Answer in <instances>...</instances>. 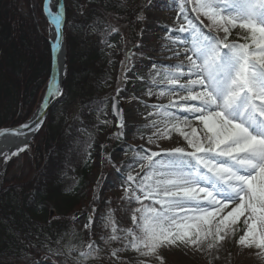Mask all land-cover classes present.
Here are the masks:
<instances>
[{
    "label": "snow or ice",
    "instance_id": "1",
    "mask_svg": "<svg viewBox=\"0 0 264 264\" xmlns=\"http://www.w3.org/2000/svg\"><path fill=\"white\" fill-rule=\"evenodd\" d=\"M174 6L178 11L171 27L166 26L165 58L178 62L153 61L147 76L135 77L145 84L143 95L156 99L147 103L132 97L146 109L140 138L147 146L134 147V155L122 162L104 158L118 175L122 195L119 206L113 208L109 201L100 217L99 242L93 238L98 212L93 207L82 225L86 242L65 245L58 233L53 250L50 237L42 242L36 237L37 244L27 242L14 259L0 264H49L53 257V264H162L163 250L175 247L213 256L228 240L264 256V0H175ZM35 7L47 26L53 74L33 116L0 132L20 141L15 150L0 154L5 165L30 149L50 101L65 94V5L38 0ZM144 11L137 14L138 22L147 19ZM35 23L41 26L39 20ZM134 48L143 55L141 43ZM136 55L125 52L120 62L124 73L136 71L138 66H129ZM127 80L125 75L117 82L111 98L115 138L124 135L126 126L121 101L128 99L122 94L127 89L120 85ZM165 97L167 103L160 102ZM120 210L128 218L126 226L116 219ZM60 219L50 216L49 223ZM79 220L73 215L74 223ZM32 250L48 255L37 260ZM129 252L133 255H122Z\"/></svg>",
    "mask_w": 264,
    "mask_h": 264
},
{
    "label": "trees",
    "instance_id": "2",
    "mask_svg": "<svg viewBox=\"0 0 264 264\" xmlns=\"http://www.w3.org/2000/svg\"><path fill=\"white\" fill-rule=\"evenodd\" d=\"M145 1V0H141ZM91 8L84 13L81 25H69L82 43L85 26L103 32L104 17L112 14L127 16L129 7L123 0H86ZM38 1L0 0V128L20 124L30 117L47 83L50 70V49L45 39L46 25L36 10ZM138 6V5H137ZM88 18V21L85 20ZM68 25L69 17H66ZM39 20L41 26L35 23ZM64 25V28H65ZM65 35L66 69L64 96L49 109L41 130L30 141L29 156L19 164L17 174L4 178L0 185V261L14 259L17 249L27 242L37 244L50 237L52 247L60 237L80 245L85 242L80 232L70 228L64 217L79 203L93 198L94 190L88 182L92 158H87L97 130L96 117L104 99L94 91L91 67L79 79L71 77V68L78 61L81 67L102 58V49L90 46L78 55L77 41L72 50ZM104 33L102 34V37ZM109 34L105 33V38ZM82 58V59H81ZM70 68V71H69ZM92 85V86H91ZM76 97L78 108L66 120L58 112L65 101ZM63 122H65L63 124ZM91 145V147H89ZM11 160V159H10ZM9 160L8 168L12 164ZM50 216L61 217L49 223ZM67 233V235H66ZM25 243L22 245L21 242ZM35 259L48 255L41 251ZM69 259H71L69 257ZM49 260V264H53Z\"/></svg>",
    "mask_w": 264,
    "mask_h": 264
},
{
    "label": "rangeland",
    "instance_id": "3",
    "mask_svg": "<svg viewBox=\"0 0 264 264\" xmlns=\"http://www.w3.org/2000/svg\"><path fill=\"white\" fill-rule=\"evenodd\" d=\"M38 1V0H30ZM123 2L129 7V13L127 16H122L119 18L115 17L112 14L104 17V23L106 26L103 27V32L92 33L93 30L89 26H85L83 30V36H89L87 39L88 43H82L81 37L76 35L73 29L69 26L73 21L74 25H81L84 21V13H88L91 9L86 2V0H64V5L66 8V17H69L68 25H65L64 33L68 34L69 45L72 50L74 46V41L79 43L78 55L82 57L84 55V49H89L90 46H96L100 50L102 49L105 56L102 58H97L94 63L90 61L89 65L81 67L78 61L74 62L71 68V77L79 79L82 72H87V69L91 67L94 72L92 79L95 80L93 83L94 91L99 97L104 99V105L99 109L97 117L99 116L101 120H108V124H101L100 120L96 117L97 130L95 133V139L91 147V158H92V169L88 174V182L91 188L94 190V197L87 199L79 203L71 211H68L65 214V218L69 221L70 228L74 229L77 232H80L81 238L86 242L87 236L82 228L84 223V218L91 212L92 208L95 207L98 209L96 213L97 217V227L95 228L97 242H99L98 237L102 233L103 229L100 226V217L104 215L107 211V203L112 201V207L117 208L119 206V198L122 195V189L119 184L118 175L107 163L104 158L111 157L113 161L122 162L132 157L134 147L138 146L139 142H144L142 140L141 134L145 133L143 127L140 128H131L127 125L122 129L124 135L120 138L112 137V133L117 131L116 121L111 115L110 105L112 102V97L116 96L115 88L118 81H123L125 75L128 77L126 85L121 83V88L127 89L126 92L122 93L127 96L128 99L121 101V104L124 108L125 115L129 107V100L132 98V95H136L146 102L154 100L155 97L149 98L143 93L146 91L145 84L143 81L140 82L138 79H135L138 76L135 72L137 70H145L149 72L151 69V64L153 61L158 62V64H168V63H177L176 60H167L165 46L168 44V41L165 39L166 36V26L171 27L172 20L175 18L174 13L178 9L174 6L175 0H123ZM138 5V6H137ZM144 8L145 11L143 15L147 19L143 22H138L136 17L140 12V9ZM88 21V18L85 22ZM47 28V26H46ZM111 28L119 29L118 32H111ZM143 30V34L141 32ZM104 36L102 37V34ZM105 33L109 34L105 38ZM64 35V37H65ZM48 37V32L46 30L45 38ZM103 41V43L101 42ZM141 43L140 52L143 53L141 56L134 45ZM115 45L113 48H109L108 45ZM65 46V39H64ZM125 52L137 53V55L132 60V63L129 65L138 66L135 72L124 73L121 66V61L124 59ZM66 58V51H65ZM82 59V58H81ZM66 60V59H65ZM66 66V63H65ZM70 71V68H69ZM66 75H64L65 78ZM145 76V74H143ZM64 85V81H63ZM91 85V86H92ZM141 89V90H140ZM141 91V92H139ZM42 94L40 95L41 99ZM39 99V101H40ZM38 101V102H39ZM139 104V101H138ZM78 108V99L76 97L71 98L68 101H65L63 105L59 107L58 112L63 114L62 119L66 120L71 118ZM36 109V108H35ZM34 109V111H35ZM34 111L30 115H33ZM138 114L142 118L146 115V109L142 105L137 107ZM29 117V118H30ZM65 122H63L64 124ZM131 130V132H130ZM134 130V131H132ZM128 134H134L136 141L139 144L129 139ZM101 145H104L101 148ZM142 145V144H140ZM147 146V145H146ZM127 151V156L125 152ZM29 156V150L26 153H21L19 157H13L10 161L12 164L8 168V163L5 165L3 159L0 158V181L4 178H8L11 175L17 174L19 171L20 162L26 157ZM104 161V162H102ZM73 215H79L80 220L78 222H73ZM116 219L120 222L122 226H126L128 218L125 215L124 210H120L116 213ZM222 247L218 253H213V256L202 255L197 252L193 254L190 250H185L182 248H170L163 250L161 256L163 257L162 264H264L262 259H256V249H245L242 247L236 246L231 240L222 241ZM123 256L128 257L132 256V253H122ZM218 255V258H215ZM107 264V261H105ZM134 264V261H133ZM154 264H161L160 260H155Z\"/></svg>",
    "mask_w": 264,
    "mask_h": 264
},
{
    "label": "bare ground",
    "instance_id": "4",
    "mask_svg": "<svg viewBox=\"0 0 264 264\" xmlns=\"http://www.w3.org/2000/svg\"><path fill=\"white\" fill-rule=\"evenodd\" d=\"M55 1V0H54ZM62 59V57H61ZM137 75H143L145 74V76H147V72H145V70H137L135 72ZM61 74L63 75V72H61ZM140 82L141 80H139V83H137V85H140ZM141 90V89H140ZM141 92V91H139ZM142 93V92H141ZM131 97H138L136 95H132ZM167 100L168 98L165 97V98H162L160 102H163V103H167ZM156 102V99L154 100H148L147 103H154ZM138 100H135V99H130L129 100V107H128V110L126 112V125L128 127H131V128H140V127H143V124L145 123L143 117H141L140 114H138V111H137V107H138ZM134 131V130H132ZM131 132V130H130ZM129 139L133 140L135 142V144H142V145H145L144 142H137L136 141V138L134 136V134H128L127 136ZM20 143L19 140L15 139L13 136L9 135V134H6L2 137H0V154H2L4 151H8V150H15V147ZM139 144V145H140ZM146 146V145H145ZM134 155V152L132 153V156ZM0 158H2V156H0ZM256 259H262L263 256H258L256 254L255 256ZM262 262H263V259H262Z\"/></svg>",
    "mask_w": 264,
    "mask_h": 264
},
{
    "label": "water",
    "instance_id": "5",
    "mask_svg": "<svg viewBox=\"0 0 264 264\" xmlns=\"http://www.w3.org/2000/svg\"><path fill=\"white\" fill-rule=\"evenodd\" d=\"M56 2H58V3H63L64 4V0H55L54 1V3H56ZM46 41H47V43H48V45H49V38L47 37L46 38ZM49 49H50V47H49ZM61 57H62V61H63V65H65V50H64V46H63V50H62V54H61ZM53 74V68H52V64H51V53H50V70H49V76H48V78L51 76ZM61 79H62V86H63V81H64V75H62L61 74ZM55 99H53L52 101H50V103H49V105H48V107H47V109H46V111H47V115H48V112H49V109L51 108V106L55 103ZM111 104H112V102H111ZM110 111H112V109H111V105H110ZM34 114V113H33ZM47 115L45 116V120H46V117H47ZM33 116V115H32ZM31 116V117H32ZM114 119H115V121H116V123H117V119L114 117ZM19 125V124H18ZM18 125H14V126H10V127H3V128H0V132H3L5 129H11V128H15V127H17ZM6 134H8V133H5L4 135H6ZM4 135H2V136H4ZM9 135H11V134H9ZM2 136H0V137H2ZM12 136V135H11ZM1 182H2V180L0 181V184H1Z\"/></svg>",
    "mask_w": 264,
    "mask_h": 264
}]
</instances>
